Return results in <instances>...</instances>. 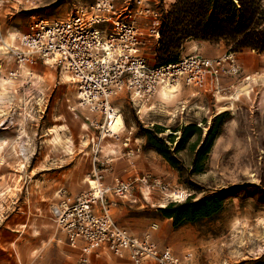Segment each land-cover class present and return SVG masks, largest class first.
<instances>
[{"label":"rangeland","instance_id":"1","mask_svg":"<svg viewBox=\"0 0 264 264\" xmlns=\"http://www.w3.org/2000/svg\"><path fill=\"white\" fill-rule=\"evenodd\" d=\"M146 1L166 16L163 12L169 13L178 0ZM96 2L2 0L3 41L11 48L15 47L17 37L28 32L32 22L65 19L78 10L90 12ZM248 51L251 50L236 54ZM227 53L229 48L223 43L190 40L178 57L216 58ZM17 71L14 59L6 54L0 42V200L5 196L4 201L9 206L2 208L0 201V229L6 220H11L17 224L13 229L23 232L21 235L6 229L5 236L11 245L8 251L0 249V259L5 264H75L78 251L68 246L50 219V208L57 201L54 196H60L64 191L69 196L86 192L95 164L105 157H117L116 170L122 174L125 169L120 149L123 138H105L103 152L94 163L90 143L93 128L73 117L72 109L77 107L78 99L68 78L58 70L38 63L30 68L33 86L27 88L22 72L19 71L20 77H10L9 73ZM227 79L220 81L218 93L214 95L180 86L172 93L162 94V90L147 103H135L128 94L113 100L125 129L132 131L130 144L132 147L142 144L141 151L147 158V162L141 163L146 167L141 166L136 172L150 174L168 185L167 194L138 188L135 194L141 198L139 206L144 207L138 211V205L120 203L131 216L119 213V220L133 219L131 223L123 222L122 227L137 236L156 225L153 239L160 248L169 247L178 257L190 251L197 264H264V87L260 103L252 104L239 94L236 104L230 107V94L223 89ZM76 113L83 118L80 111ZM221 114L224 115L221 132L203 174H188L192 163L189 152L192 141L176 155L183 168L179 173L147 146L143 137L144 130L161 128L160 138L174 136V143L167 142L173 150L181 135L175 130L197 124L204 136L215 116ZM219 193L224 195L223 207L213 219L174 228L172 220L163 218L159 212L170 204L165 202L164 196H183L175 203L179 204L188 198L195 202ZM118 204L112 207L114 219ZM21 224L27 226L23 229ZM93 260L90 264H130L125 259L111 256Z\"/></svg>","mask_w":264,"mask_h":264},{"label":"built area","instance_id":"2","mask_svg":"<svg viewBox=\"0 0 264 264\" xmlns=\"http://www.w3.org/2000/svg\"><path fill=\"white\" fill-rule=\"evenodd\" d=\"M163 17L146 0H97L90 12L78 10L65 19L32 22L12 48L5 45L0 26V42L18 67L10 77H20L22 72L27 88L33 86L30 68L38 63L68 78L78 99L73 117L93 128L90 143L95 163L105 138L119 140L126 130L123 121L113 130L116 119L122 120L113 106V100L121 94H128L139 104L149 102L162 90L180 86L214 95L223 78H234L242 72L233 53L216 58L192 55L158 65ZM123 141L126 155H130V138ZM105 171L94 167L93 186L89 183V189L75 198L64 191L49 211L68 246L79 253L75 264H90L93 256L125 259L130 264H197L190 251L178 257L169 247L160 248L153 239L156 225L135 236L112 216V207L118 203L140 205L141 198L135 194L138 188L167 194L168 185L136 171L106 184ZM164 197L166 203L179 201L173 195Z\"/></svg>","mask_w":264,"mask_h":264},{"label":"trees","instance_id":"3","mask_svg":"<svg viewBox=\"0 0 264 264\" xmlns=\"http://www.w3.org/2000/svg\"><path fill=\"white\" fill-rule=\"evenodd\" d=\"M190 40L223 43L233 54L245 49L264 54V0H178L162 22L157 64L176 62L178 53ZM223 118V114L215 116L204 136L197 124H187L175 130L181 135L173 150L167 142L174 143V136L160 138L158 135L163 132L161 128L144 130L143 137L147 146L153 148L179 173L183 168L176 155L192 141L189 147L192 163L188 174L199 175L206 171L214 142L221 132ZM223 201L222 193L195 202L188 198L183 203H170L159 212L163 218L172 220L174 228H179L213 219L221 212Z\"/></svg>","mask_w":264,"mask_h":264},{"label":"crops","instance_id":"4","mask_svg":"<svg viewBox=\"0 0 264 264\" xmlns=\"http://www.w3.org/2000/svg\"><path fill=\"white\" fill-rule=\"evenodd\" d=\"M0 3H2V0H0ZM235 57L238 59L239 63L242 66V72L237 77L228 78L227 80H225L227 81V83H226V87L223 89H225L226 93L230 94L229 96L230 100H228L229 101L228 104L230 105V107H233L238 100L239 94L244 95V97H246L249 100V102L252 104H254L255 101H258L260 103V100L262 99L260 95H261L262 87H264V54H256L253 51H248L246 53L235 54ZM131 134H132V131L126 129L125 133H122L119 138H123L124 140L125 137L126 138L129 137L131 140ZM141 145L142 144H140L138 147H132V145L130 144L129 146L131 147V150H132V153H130V155H126V152L128 150L124 149L123 147L120 148L122 149V151L121 150L120 151L123 152L121 157H122V161L124 162V168H125L122 174L121 172H118L116 170L117 164L115 160H117V157L116 159L105 157L103 158V160H99V162L95 164L96 167L100 166L102 169L106 170L104 173V177H105L104 181L106 184L107 182L113 181L115 178H125L129 173L139 170L141 166L144 168L146 167V165L141 164V163L147 162V158L145 157L146 155L144 154L143 151H141ZM101 152H103V150ZM77 196L78 195H70L69 197L75 198ZM4 197L5 196H3V198L0 200L2 208H4L5 206L9 207L7 203H5ZM55 197H56V200H58L59 196H54V198ZM145 198L148 199L149 196H145ZM116 207L117 208L114 210L115 215H116L115 221L120 226H123L122 225L123 222L131 223V221H133V219H125L124 221H122V219L119 220V213H122L123 215L128 214L130 216L131 214L129 213L128 210L122 209V207H120V203ZM142 207L144 206L142 205L139 206L140 209L138 208L139 209L138 211L142 210ZM2 226L3 227L0 229V249L8 251L11 244L9 241H7V237L5 236L7 234L6 229L13 233L15 232L20 233L21 235L23 232L21 230L19 231V230L13 229L17 226V224L11 223V220H6V222L3 223ZM26 226L27 225L25 224H21V228L23 229ZM133 232L136 233V231H133ZM107 257L108 256H97L95 258L97 260H103ZM95 258H91V260L93 259L95 260ZM17 261H19V259H17ZM23 262H24V259H23ZM0 264H5L2 258L0 259Z\"/></svg>","mask_w":264,"mask_h":264},{"label":"bare ground","instance_id":"5","mask_svg":"<svg viewBox=\"0 0 264 264\" xmlns=\"http://www.w3.org/2000/svg\"><path fill=\"white\" fill-rule=\"evenodd\" d=\"M177 89V88H176ZM175 89V90H176ZM172 92H175L174 91V89H170V90H163V92H162V94H164V93H172ZM122 124V120H121V118L119 117V118H117L116 119V121H115V123H114V126H113V130H115L116 128H118L120 125ZM91 182V185L93 186L94 185V182L91 180L90 181ZM183 196H176V198H179V199H181Z\"/></svg>","mask_w":264,"mask_h":264}]
</instances>
